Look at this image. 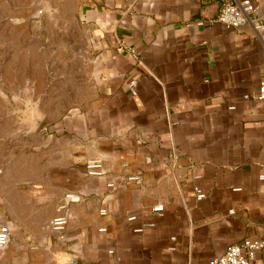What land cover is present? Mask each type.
<instances>
[{"label":"crops","instance_id":"1","mask_svg":"<svg viewBox=\"0 0 264 264\" xmlns=\"http://www.w3.org/2000/svg\"><path fill=\"white\" fill-rule=\"evenodd\" d=\"M251 1V21L231 29L214 21L223 0H74L84 99L19 134L16 114L0 123L10 264H211L231 244L264 242V102L253 97L264 30L252 24L264 0ZM15 87L0 74L1 117ZM89 159L102 175L87 173Z\"/></svg>","mask_w":264,"mask_h":264},{"label":"rangeland","instance_id":"2","mask_svg":"<svg viewBox=\"0 0 264 264\" xmlns=\"http://www.w3.org/2000/svg\"><path fill=\"white\" fill-rule=\"evenodd\" d=\"M77 7L74 0H0V74L16 86L11 94L5 92L0 123L16 114V134L25 124L41 126L36 114L54 120L84 99L89 72ZM19 14L25 16L23 22ZM33 96L35 115L29 116L24 100ZM3 218L0 194V224ZM4 248L0 264H10Z\"/></svg>","mask_w":264,"mask_h":264},{"label":"built area","instance_id":"3","mask_svg":"<svg viewBox=\"0 0 264 264\" xmlns=\"http://www.w3.org/2000/svg\"><path fill=\"white\" fill-rule=\"evenodd\" d=\"M257 11V5H255L251 0H223L220 5V9L214 18L224 25L226 28H239L250 22V16ZM199 24H202L200 22ZM253 27L264 30V23L261 19H256ZM129 90L132 94L136 93V81L131 80L128 84ZM254 98L264 102V69L262 70L261 79L257 88L256 93L253 95ZM264 121V114H263ZM86 171L88 174L100 176L102 175L101 161L99 159H89L85 162ZM127 180L139 182V177L136 175H131L127 177ZM112 186V184H109ZM197 198L204 197L203 192L199 188H195ZM63 208V207H62ZM163 204L158 203L152 207V211L156 213H161L163 211ZM104 214V210H101ZM134 217H130L133 219ZM68 220L67 213H62L50 221L51 228L60 233L64 230ZM101 231L103 229H100ZM140 232L141 229H137ZM10 237V228L7 224H0V248H4ZM264 247V242L260 239H244L243 241L231 244L227 246L225 252L214 258L211 264H254L253 259L255 254Z\"/></svg>","mask_w":264,"mask_h":264},{"label":"water","instance_id":"4","mask_svg":"<svg viewBox=\"0 0 264 264\" xmlns=\"http://www.w3.org/2000/svg\"><path fill=\"white\" fill-rule=\"evenodd\" d=\"M35 121H36V122H39L38 119H35ZM69 258H70V262H69V264H72V262L75 261V258H73V256H69Z\"/></svg>","mask_w":264,"mask_h":264}]
</instances>
